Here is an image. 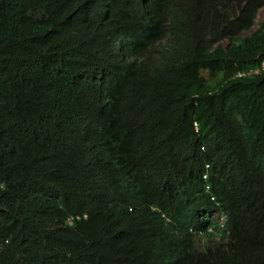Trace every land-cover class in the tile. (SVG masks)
<instances>
[{
	"label": "trees",
	"instance_id": "16d2710c",
	"mask_svg": "<svg viewBox=\"0 0 264 264\" xmlns=\"http://www.w3.org/2000/svg\"><path fill=\"white\" fill-rule=\"evenodd\" d=\"M263 7L0 0V264H264Z\"/></svg>",
	"mask_w": 264,
	"mask_h": 264
},
{
	"label": "rangeland",
	"instance_id": "374dc122",
	"mask_svg": "<svg viewBox=\"0 0 264 264\" xmlns=\"http://www.w3.org/2000/svg\"><path fill=\"white\" fill-rule=\"evenodd\" d=\"M264 20V7L258 11L257 13V16H256V19L253 21L252 25L245 31H243L239 36H238V40L239 39H242L246 36H248L251 32H253L254 30H256L258 28V26L261 24V22ZM228 44V41H224L223 43H221V45L223 47H225L226 45ZM202 75L207 79V80H211L210 76H209V73L206 72V71H203L202 72ZM210 218L212 219V223L217 225V223H222L223 221V218H221L218 214L216 213H212V214H209ZM208 241H212L210 239H207L205 237L203 238H199L197 239V242H196V246L197 247H203L204 244Z\"/></svg>",
	"mask_w": 264,
	"mask_h": 264
},
{
	"label": "built area",
	"instance_id": "2783aa9c",
	"mask_svg": "<svg viewBox=\"0 0 264 264\" xmlns=\"http://www.w3.org/2000/svg\"><path fill=\"white\" fill-rule=\"evenodd\" d=\"M260 70H261V71H264V62L262 63ZM260 70H259V69H254V70H249V71L246 72V73H238V74L236 75V77H237V78H242V77H245V76H247V75L258 74Z\"/></svg>",
	"mask_w": 264,
	"mask_h": 264
},
{
	"label": "clouds",
	"instance_id": "9594fccd",
	"mask_svg": "<svg viewBox=\"0 0 264 264\" xmlns=\"http://www.w3.org/2000/svg\"><path fill=\"white\" fill-rule=\"evenodd\" d=\"M71 223H72L71 221L68 222L69 225H71Z\"/></svg>",
	"mask_w": 264,
	"mask_h": 264
}]
</instances>
